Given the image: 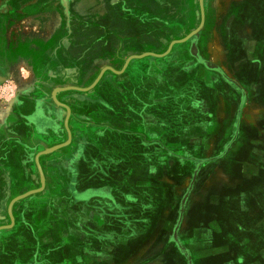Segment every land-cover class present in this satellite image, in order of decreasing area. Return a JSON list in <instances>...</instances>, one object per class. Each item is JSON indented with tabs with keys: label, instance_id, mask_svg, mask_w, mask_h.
<instances>
[{
	"label": "rangeland",
	"instance_id": "rangeland-1",
	"mask_svg": "<svg viewBox=\"0 0 264 264\" xmlns=\"http://www.w3.org/2000/svg\"><path fill=\"white\" fill-rule=\"evenodd\" d=\"M245 2L247 5H243ZM204 6L205 24L199 34L183 44L174 45L170 53L162 58L151 55L134 58L135 68H144L142 80L145 83L151 85L161 82L170 85L171 94L168 91L161 101L165 104L172 99L178 105V109L172 113L173 116L167 117L168 120H174L173 118L177 116L178 131L184 130L186 126L195 127L199 119L205 118L198 115L197 110L191 111V101H186L187 98L183 95L185 86L180 87L181 85L178 84H190L187 89L193 90V104L201 102V97L207 99L212 95L216 102L213 92L208 90L206 93H199L197 89L209 78L216 90L217 84L219 82L222 84L217 72L219 67H224L227 76L231 78L234 76L232 65L234 59L230 58L229 52L259 51L264 47V42L260 41L264 36V0H204ZM43 13L46 15L42 21L40 15ZM201 20L200 0H0V65L6 67L10 78L0 92V116L2 118L10 116L12 120L18 119L17 126L16 124L15 126L13 124L12 128L2 126L0 131L11 134L14 127L21 130L27 127L28 132L32 129L35 135L60 137L55 145L44 150L38 149L39 153L54 149L46 155H41L39 163L43 156L62 154L59 160L49 162L47 169H43L40 163L43 176L36 163L39 153L36 155L34 149L33 153H28L25 157L27 161H33L35 167L33 173L35 183H33H37L38 187L33 186L35 187L33 190L26 191L20 196L41 189L44 178V190L26 199L37 202L32 204L44 216L42 224L46 222L45 234L56 231L58 241L62 239L66 244L71 243L73 216L87 218L89 210L95 207V205L89 206L87 202L89 199L85 200L80 209L73 206L74 202L79 197L82 200L86 199L91 189H95L96 192L103 191L104 186H113L111 173L104 169L105 155L102 154L98 162L89 154L90 148L93 150L98 148L99 153L101 149H105L107 145L105 136L108 131L103 122L99 121L108 122L111 118L109 116L111 113L108 111L111 101L116 97L123 99L121 88L122 83L126 82L125 78L121 76L115 78L116 74L113 72L106 73L105 66L117 69L128 55L165 54L173 41L186 38L198 29ZM10 22L14 25L11 30L13 37H9L7 33L9 31L6 30ZM257 39L259 42H255ZM14 40L19 42L14 43ZM176 54L180 55L177 56V60ZM223 58L225 63L222 61ZM249 60L247 59V63ZM17 66H20L18 73ZM137 69L131 74L130 80L128 79L132 83L137 82ZM100 72L103 75L106 73L105 77L102 76L96 81L91 89L74 88L73 84L75 87L85 88ZM9 91L13 95L7 97ZM53 94L59 103L70 108L68 122H66L68 116L66 108L54 101ZM168 105L169 103L166 106ZM26 106L32 108L31 114L24 112ZM149 114L150 117L155 116L154 112H146V116ZM183 115L193 122L184 123L186 117ZM116 116L120 118V115ZM64 121L72 136L67 134ZM163 125L169 127L167 123ZM209 126L210 131H213L215 124ZM168 142L177 143L178 150L187 146L186 141L181 142L175 135H172ZM137 147L135 145L133 155L138 152ZM156 149L150 151L155 153ZM139 153L145 154L146 162L149 156H152L149 150L140 147ZM186 153H188L187 149ZM186 153L178 155L175 161L173 158L169 161L164 159L166 164H162L161 169L154 163V159H150L151 166H158L157 169H152L148 163H137V158L134 157L135 161L120 168L117 175L122 174L121 169L123 172L132 169L136 175L138 174L137 180L144 184L149 183L147 187H133V194L124 188L126 195H133L141 204L134 206L124 197L121 201L120 192L111 191L107 187L109 191H100V194L108 199L104 200L103 204H99L98 208H102L101 212L122 216L125 225L128 224L125 221L126 216L134 210L143 213V220L146 221L143 223L144 226L150 221L153 223L154 220L155 225H158L160 215L165 211L170 212L168 220L176 223L183 213L188 228L185 229L184 224V229L179 230V238L182 242L191 241L192 228L203 227L213 213L204 205L206 199L194 204L186 201L191 194L193 201L200 199L203 194H216V188L210 183L215 180L211 175L217 170V164L206 163L201 167L202 160H206L205 156ZM155 156L158 159V155ZM212 157H216V154ZM141 158L143 155L139 159L142 161ZM229 161L232 162L231 159ZM0 167L5 166L0 165ZM4 183L0 186V227L12 224L9 208L13 200L20 197L11 199L15 188L10 186L7 180ZM206 184L209 186L204 187ZM95 202L98 201L92 204ZM104 203L108 208L104 207ZM13 206L11 210L14 217ZM38 207H42L43 211ZM98 208L96 206V209ZM137 227L142 228L141 224ZM115 228L108 226L105 230L110 234ZM128 228H132V225ZM156 228L160 229L159 226ZM9 230L4 229L0 234ZM151 234L142 235L140 242H146ZM202 234V239L199 240L211 241V231H203ZM98 237L100 242L109 241L107 235H98ZM74 238L73 241L79 246L77 249L83 248L80 253L81 258L88 259L90 246L94 244V238L90 239L88 228L82 226L80 234H75ZM210 241L202 245L200 256L198 252H193L194 264H226L229 259L238 260L242 256L240 248L234 247V243L229 239L219 237L213 245H209ZM223 247L230 248L229 254L217 252V249ZM51 256L54 258L53 255ZM64 256L70 257L68 253ZM33 257L40 258L37 253H34ZM175 262L185 264L178 256L173 259V263Z\"/></svg>",
	"mask_w": 264,
	"mask_h": 264
},
{
	"label": "crops",
	"instance_id": "crops-1",
	"mask_svg": "<svg viewBox=\"0 0 264 264\" xmlns=\"http://www.w3.org/2000/svg\"><path fill=\"white\" fill-rule=\"evenodd\" d=\"M243 5H247V3L245 2ZM45 15V13L41 14L40 19L44 20ZM13 26V22L7 24L6 30L9 31L7 32L9 37H13L11 34ZM15 42H19V40H14ZM255 42H259V39ZM238 51L240 54L237 57L240 59L234 64V76H232L238 86L234 82L228 84L219 78L222 84L219 82L217 89L214 90V84L208 78L204 85L197 89L199 93H206L208 90L213 92L216 102L214 96L209 92L212 95L211 98H207L206 94L207 99L201 97V102L193 104V90L192 88L187 89L190 84H178L181 85L180 87L185 86L183 95L187 98L186 101H191V111L197 110L198 115L206 118L199 119L195 127L186 126L184 130L178 131L175 113L174 120H168L167 117L173 116L172 113L178 109V105L170 97V100L165 104L162 103V98L168 94V91L169 94L171 92L170 85H164L161 82L150 85L143 81L139 86H134V89L142 92L139 93L142 98L129 97L124 101V99L116 97L111 101L108 108L111 113L110 120L108 122L99 121L103 122L108 131L105 136L107 145L105 149H101L100 153L98 148L95 150L90 148L89 154L96 161L102 154L105 155L106 166L104 169L111 173L112 177L110 178L114 180L113 186H104L103 191L97 190L96 192L95 189H91L87 193L86 199L82 200L79 197L73 205L80 209L88 199L89 206L95 205L94 209L89 210L87 218L74 215L72 222V239L74 241V235L80 234L82 226L88 228L90 239L94 238V244L89 249L88 259L81 258L80 253L83 248L77 249L78 244L73 240L66 244L62 239L58 241L56 231L51 232L52 234L50 232L45 234L44 223L46 222L42 224L44 216L32 204L36 201L25 199L16 202L13 206L15 218L13 227L8 232L0 234V264H98L100 262L105 264H176L177 262L173 263V259L177 256L185 264H194L193 252H198V256H200L202 245L210 241L199 240V238L202 239L203 231H211L209 245H213L217 238L222 237L232 241L234 247L240 248L242 256L238 260L229 259L226 264H264V126L261 125V122H264V117H262L264 114V70L258 72L256 66L247 63V59L244 57L245 50ZM177 56L180 55L176 54V60ZM259 56L258 54L249 55L248 58H258ZM19 69L16 67L17 73ZM240 94H244L246 101L245 106L241 109L242 112L237 111ZM167 103H169L168 106H166ZM141 109H146L145 111L149 113L154 112L155 116L150 117L149 114L147 115L149 117H146L145 112L142 119L135 114ZM24 110L28 114L33 111L30 106L24 107ZM76 110L78 111V108ZM7 112L10 115V111ZM116 115H120V118L118 119ZM187 119L186 117L184 123L193 122V120ZM166 123L168 128L163 127V124ZM239 123L240 131L237 130ZM253 123L256 125L252 126ZM13 124L17 126L18 119L12 120L10 116H6V118L0 116V129L2 126L12 128ZM210 124L213 126L215 124L213 131H210ZM262 124L264 125V123ZM31 130L28 132L27 127L22 130L14 127L11 134L0 131V165L5 166L0 167V186L7 180L9 185L15 188L11 199L33 190L35 188L33 186L38 187L37 183L34 184L33 161L25 159L28 153H33L32 151L35 149L34 153L37 155L39 150L55 145L57 139L60 138L59 136V138H50L35 135L36 133L33 134ZM229 132L231 133L228 136ZM172 135L179 137L181 142L186 141L187 146H183L185 149L178 150L177 143H167ZM92 140L91 138L90 141ZM135 145L138 146V152L133 155ZM139 147L149 150L154 158L149 156L148 162H146L145 154L139 153ZM157 147L158 149H156ZM152 149H156L155 153L150 151ZM186 149L188 153H186ZM182 153L205 156L206 162L202 160L201 167L206 163L217 164V170L211 175L215 180L210 183L216 188V194H203L201 197L198 196L200 199L195 201L191 194L186 201L194 204L206 199L204 205L210 208L213 213V216L203 224V227L192 228L191 241L182 242L179 238V230L184 229V224L186 225L185 229L188 228L187 219H184L183 213L177 223L168 220L170 212L165 211L163 215H160L158 225H155L156 221L154 220L153 223L150 221L144 226L143 223L146 221L143 220V213L134 210L133 213L126 216L125 221L128 224L125 225L122 216H115V213H104V211L101 212L102 208H98L99 204H103V201L108 199L100 194L108 190L107 187L111 191L120 192L121 201L124 197L128 203L131 201L134 206H137L138 203L141 204L138 198L136 199L131 194L126 195L124 188L133 194V187H147L149 183L144 184L137 180L138 174L136 175L132 169H127L124 172L121 169L123 175L119 176L123 180L117 175L120 168L135 161L134 157L137 158V163H148V166H151L154 159V163L158 164L161 169V165L166 164L164 159L169 161L173 158L175 161L177 156ZM214 154L216 157H212ZM61 155L54 153L41 157L40 163L43 169H47L49 162L59 160ZM141 155H143L142 161L139 160ZM155 155H158V159ZM230 159L232 162L229 161ZM153 166H151L152 169L158 168V166ZM134 175L136 177L132 178ZM207 184L204 187H208ZM114 199L116 200V198ZM94 201L98 202L92 204ZM143 206L146 207V205ZM104 207L108 208V205L104 203ZM39 208L43 211L42 207ZM139 224L142 226L141 229L137 227ZM129 225H132V228H128ZM108 226L113 229L116 227L115 231L109 234L105 230L108 229ZM156 226H159L161 230ZM150 234L151 237L146 242H140L142 235ZM98 235H107L109 241L100 242V238H97ZM229 251V247L217 249L218 253L223 254H229ZM34 253L39 254L40 258L34 259ZM66 253L70 256L69 258L64 256ZM145 257L146 259H144Z\"/></svg>",
	"mask_w": 264,
	"mask_h": 264
},
{
	"label": "flooded vegetation",
	"instance_id": "flooded-vegetation-1",
	"mask_svg": "<svg viewBox=\"0 0 264 264\" xmlns=\"http://www.w3.org/2000/svg\"><path fill=\"white\" fill-rule=\"evenodd\" d=\"M43 21V20H42ZM262 38V39H261ZM260 39V41L263 43L264 42V36L263 37H261ZM191 45H193V44H191ZM230 53V58H232V59H234V61H233V67H234V64L235 63H237V62H239V57H237V56H239V51L237 50V51H232V52H229ZM228 54V53H227ZM255 54H258V55H260L258 58H255V57H252L249 61H248V63H251L253 66H256V68H257V70H258V72L259 71H263L264 70V47H262V49L261 50H259V51H251V50H245V56L244 57H246V59H249L248 57H249V55H255ZM135 56H138V55H128L125 59H124V61L119 65V67L117 68V69H115L114 67H111V66H105V69L104 70H107V72L106 73H108V72H113V73H115L116 74V76L114 75V77L115 78H117V76H121V77H123V78H125V80H126V82L124 83H122L121 85L122 86H124L123 87V89H122V91H121V95H122V97H123V99H124V101L125 100H128L129 99V97H131V98H142V95L141 94H139V93H142V92H140L139 90H136V89H134L135 87L134 86H139V84L140 83H143L142 81V74L144 73V68H138L137 69V67L135 68V62H136V59H134L135 58ZM140 56V55H139ZM222 61H223V63H225L224 61H225V58H223L222 59ZM118 66V65H117ZM135 69H137V79H136V83H132V82H130L129 80H130V78H131V74H134V70ZM103 71V70H102ZM217 72H218V74L220 75V77H221V79L222 80H224L225 82H229L230 84L231 83H235L236 81H234L230 76H227V74H226V71H225V69H224V67H219L218 69H217ZM101 73L102 72H100L99 73V75H97L91 82H89L86 86H85V88H79L78 86H76L75 87V85L73 84V86H74V88H76V89H80V90H88V89H91V87L95 84V82L98 80V78H99V76H101ZM106 73H104L105 75H106ZM105 75H103L102 74V76H103V78L105 77ZM129 79V80H128ZM9 80H10V78L8 77V73H7V71H6V67L4 66V65H0V92H1V90L3 89V87L4 86H6L7 85V83L9 82ZM236 85H237V83H235ZM109 85H111V84H109ZM234 85V84H233ZM238 86V85H237ZM65 87V86H64ZM7 97H10V96H12L11 95V91H9V92H7ZM240 96H241V98L239 99V107H238V109H237V111L239 110V112H242V110L241 109H243V107L245 106V97H244V94H240ZM143 102V101H142ZM139 104V103H138ZM140 105H141V102H140ZM144 107V106H143ZM146 109H141L140 110V112H136L135 114L138 116V117H141L142 119L144 118L143 116L145 115L144 113L146 112L145 111ZM241 110V111H240ZM141 113V114H140ZM143 113V114H142ZM146 116V115H145ZM146 117H148V116H146ZM262 117H264V114H263V116ZM262 123H264V122H261V125L262 126H264ZM64 125H65V127L67 128V126H66V122L64 121ZM256 124H252V126H255ZM261 126V127H262ZM239 129V131H240V123H239V128H237V130ZM66 130H68V128L66 129ZM71 131L70 130H68V132H67V134L68 133H70ZM64 133V132H63ZM71 136H72V132H71Z\"/></svg>",
	"mask_w": 264,
	"mask_h": 264
},
{
	"label": "water",
	"instance_id": "water-1",
	"mask_svg": "<svg viewBox=\"0 0 264 264\" xmlns=\"http://www.w3.org/2000/svg\"><path fill=\"white\" fill-rule=\"evenodd\" d=\"M200 9H201V17H202L200 27H199L198 29H196L195 31H193V32H192L190 35H188L186 38H183V39H181V40L173 41V42L170 44V46H169V48H168V51H167L165 54L158 55V54H153V53H147V54H144V55L135 56V58H143V57H145V56H149V55L162 58V57H164V56H166L167 54L170 53V51L172 50V48H173L174 45H176V44H183V43L187 42V41H188L190 38H192L193 36L199 34V33L202 31V29L204 28V24H205V6H204V0H200ZM101 77H102V74H101V76H99L98 80H100ZM98 80H97V81H98ZM79 90H80V89H79ZM53 99H54V101H55L57 104L62 105L64 108H66V110H67V112H68V116L66 117V122H68V120H69V118H70V114H71V110H70V108H69L68 106H66V105H63V104L59 103V102L56 100V96H55L54 94H53ZM67 128H68V126H67ZM69 135L71 136L70 133H69ZM69 138L71 139V137H69ZM52 151H54V149H49V150L43 151V152L39 153V154L37 155V157H36V163H37V165H38V167H39V170H40L41 176H43V172H42V169L40 168L39 157H40L41 155H44V154L46 155V154H48V153H50V152H52ZM44 188H45V181H44V178H43L41 189L34 190V191H30V192H28V193H26V194H24V195H22V196H20V197H18V198H16V199H14L13 202L11 203V205H10V208H9V213H10V216H11V222H12V224H11L10 226L0 227V231H2V230H4V229H11V228L13 227V225H14V217H13V215H12V210H11V209H12V206H13L14 203L19 202V201H21V200H23V199H26V198H28V197H30V196L36 194V193H39V192L43 191Z\"/></svg>",
	"mask_w": 264,
	"mask_h": 264
},
{
	"label": "bare ground",
	"instance_id": "bare-ground-1",
	"mask_svg": "<svg viewBox=\"0 0 264 264\" xmlns=\"http://www.w3.org/2000/svg\"><path fill=\"white\" fill-rule=\"evenodd\" d=\"M18 68H20L19 66H17ZM252 111V110H251Z\"/></svg>",
	"mask_w": 264,
	"mask_h": 264
},
{
	"label": "clouds",
	"instance_id": "clouds-1",
	"mask_svg": "<svg viewBox=\"0 0 264 264\" xmlns=\"http://www.w3.org/2000/svg\"><path fill=\"white\" fill-rule=\"evenodd\" d=\"M5 102H6V100H5Z\"/></svg>",
	"mask_w": 264,
	"mask_h": 264
}]
</instances>
